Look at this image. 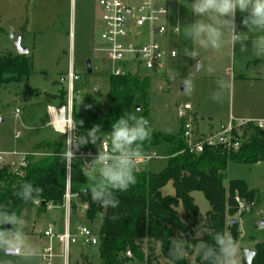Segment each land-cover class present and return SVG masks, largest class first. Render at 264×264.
<instances>
[{"label":"rangeland","instance_id":"1","mask_svg":"<svg viewBox=\"0 0 264 264\" xmlns=\"http://www.w3.org/2000/svg\"><path fill=\"white\" fill-rule=\"evenodd\" d=\"M158 2L169 7L173 4L167 17L170 25L179 24L183 27L195 19L183 5L188 0ZM242 19V14L237 12L235 17L237 32L247 31L241 22ZM102 31L98 0H0V55L19 54L11 36L22 34V45L29 50L25 55L29 57L32 68L28 84L16 81L0 82V152L16 151L40 157L53 151L47 145L40 146L41 143L65 142L67 136L49 125L47 106L61 104L60 99L68 89V72L71 66L81 76V79L75 81L74 98L78 102V109H82L84 100L90 99L93 101V108L106 110L110 76L115 64L103 52L95 50L103 43ZM169 40L179 56L173 64L167 65L164 72L135 70L139 76H147L151 83L147 105L137 106L134 111L136 115L149 119L153 130L180 133L183 125L180 109L185 104L192 107L189 114L193 116L195 127L198 129L197 135L213 139H218L231 122L264 120V59L254 57L250 50L247 53H240V45L237 44L235 58L229 47L219 51L201 50L202 66L195 70L193 65L200 58L193 60L183 55V49L192 48L193 45L185 39L182 29L170 35ZM88 61L91 62V74H86ZM209 66L214 69L213 72L207 71ZM169 70H176L179 75L171 79ZM189 71L194 72L196 86L191 95L185 94L181 79L187 77ZM85 77L89 81L88 87L84 83ZM221 77L230 80L233 86L226 91L223 101L217 103L209 98V93L216 87L215 81ZM137 109L140 111H136ZM18 132L21 135L16 137ZM101 132L107 133L104 128H101ZM95 147H99V142ZM144 152L145 161L139 164L137 171L160 173L167 167L169 152L165 146L159 148L146 146ZM152 153L155 155L147 159ZM86 172L84 171V175ZM71 179L75 185L82 183V176L77 169L73 170ZM234 179L244 180L249 189L258 190L260 194L259 201L251 202L237 194L236 197L240 198L245 209H241L236 199L238 211L227 218L229 226L231 219L239 221L237 261L238 264H247L244 250L246 248L255 250L256 245L264 241V161L240 163L230 160L224 180L225 186L228 187ZM163 191L169 195L176 193L172 182H168ZM192 195L201 212L206 214L211 208L207 198L200 191H194ZM83 205L79 198L73 201V206H76V212L72 215L73 222L78 220L84 223L87 219ZM20 213L27 221L25 231L29 241L40 250L37 264H45L41 253L47 241L34 242L32 235L40 237V233L50 225H53L56 233H62L67 210L63 206L55 205L43 211L38 206L26 205ZM201 227L203 235L205 228L202 224L198 226L196 232ZM99 228V220L90 225V229L96 235H99ZM55 246L59 248L57 241ZM145 251L157 264H172L162 256L159 247L152 250L147 245ZM98 252L99 246L88 247L80 240L79 244L71 247V262L100 264ZM186 256L191 264H198L197 254ZM0 260L19 264V258L5 257L2 253ZM130 264L144 263L134 260Z\"/></svg>","mask_w":264,"mask_h":264},{"label":"trees","instance_id":"2","mask_svg":"<svg viewBox=\"0 0 264 264\" xmlns=\"http://www.w3.org/2000/svg\"><path fill=\"white\" fill-rule=\"evenodd\" d=\"M31 73V61L27 55H0V82L28 84ZM150 83L147 76L141 77L134 73L111 75L106 110L93 108V101L88 99L83 101L80 110L74 98L73 119L77 123L83 121L76 129V134H85L96 124L110 132L111 124L119 116L134 112L137 106L147 105ZM64 95L60 99L61 104L66 100L67 91ZM183 133L182 128L177 134L153 130L151 141L145 142L144 147L168 148V165L160 173L137 171L136 185L126 192L116 193L120 200L116 209L101 207L91 199L82 166L79 161L73 163L72 173L77 169L82 176V183L75 185L71 179V191L78 193L80 201L87 205V218L93 223L99 220L100 264H130L134 260L157 264L155 259L146 255L147 245L152 250L159 247L162 256L172 264H191L187 256L182 260H174L168 255L170 238L173 237L184 238L187 255L197 254V263L207 264L193 247L200 239L212 243L216 232H229L238 240L237 225L229 226L227 223L228 216L238 211L236 195L251 202L259 201L260 194L258 190L249 189L248 184L241 179L231 180L226 187V170L230 160L240 163L264 161V131L254 122L241 124L232 130L233 139L241 142L238 149L228 148L226 143L220 142L215 146L206 145L200 154L190 151ZM43 145L53 151L40 157L29 154V165L22 174L0 169V204L18 213L26 205H35L32 202L24 203L16 195L24 182L43 188L38 206L40 210L45 211L48 203L58 206L63 204L68 177L67 166L60 153L65 144L63 141H54L40 144ZM88 149L96 147L89 143L79 148ZM170 181L176 193L164 195L162 188ZM194 191L202 192L207 198L211 208L206 214L196 204L192 195ZM113 215L119 218L113 220ZM200 224L205 230L198 239L195 232ZM255 250L252 264H264V241L258 243ZM128 251L132 253L131 257L127 256Z\"/></svg>","mask_w":264,"mask_h":264},{"label":"clouds","instance_id":"3","mask_svg":"<svg viewBox=\"0 0 264 264\" xmlns=\"http://www.w3.org/2000/svg\"><path fill=\"white\" fill-rule=\"evenodd\" d=\"M195 19L181 27L186 40L193 45L185 47L183 55L199 61L193 69L202 66L201 50L219 51L225 47L232 50L235 58V47L240 45V53L251 51V55L264 59V0H188L183 4ZM161 12H165L163 7ZM237 12L243 16L242 24L246 32H237L235 17ZM250 42V46H249ZM207 71L213 72L209 66ZM169 78L175 79L179 73L169 70ZM184 92L191 95L195 91L194 72L189 71L187 77L181 78ZM216 87L209 93L213 102H222L227 90L232 88V82L224 78L215 81ZM90 107V106H89ZM136 111H140L137 109ZM83 121L68 125L63 134L67 133L64 150L60 153L62 161L70 167L75 159V151L81 146L97 144L99 151L91 162L83 167L87 169V191L91 199L101 207L116 209L120 205L117 192H126L137 183L136 172L140 162L146 157L145 142H150L153 129L149 119L128 112L111 124L110 132H101L99 124L92 126L85 134H76V129ZM102 145V147H101ZM43 188L24 182L16 195L24 203H35L42 196ZM119 217L113 215L112 219ZM27 221L23 214L0 204V253L5 257L19 258V264H37L40 250L29 241L26 235ZM202 227L196 232V237H202ZM202 261L207 264H238V242L229 232H216L213 242L200 239L193 245ZM168 255L174 260H182L187 255L185 240L170 238ZM0 264H11L0 260Z\"/></svg>","mask_w":264,"mask_h":264},{"label":"built area","instance_id":"4","mask_svg":"<svg viewBox=\"0 0 264 264\" xmlns=\"http://www.w3.org/2000/svg\"><path fill=\"white\" fill-rule=\"evenodd\" d=\"M101 9V21L103 31L101 40L103 43L96 47V51L103 52L107 58L115 64L112 75H122L126 73H134L137 69H146L162 73L167 69L169 63L173 64L179 56L178 51L170 43V35L177 33L178 26L170 25L167 17L169 15V6L162 5L158 0H98ZM166 9L161 12V8ZM123 66H121V65ZM81 79V76L75 72L73 66L68 72V89L64 103L47 106L49 115V125L55 131L63 134L65 128L74 122V93L75 81ZM190 104H185L180 109V116L183 122L182 131L190 151L200 154L204 151V147L215 146L218 143H226L228 148L238 149L239 140H234L232 130L241 124L254 122L256 126L264 131V120L254 121L245 120L237 123L231 122L224 128L218 139L212 137L199 136L196 133L194 119L189 114L191 110ZM19 110H17V115ZM21 135L20 132L16 137ZM67 136V133H65ZM223 140L221 141V138ZM102 147V145H101ZM75 159L67 167V186L64 195V202L61 206L67 210L64 231L56 233L51 225L44 231L43 235L47 239L41 257L45 264H72L71 247L79 244L82 240L83 244L91 246H99V235H96L90 229L92 222L87 218L84 223L75 220L73 223L72 215L73 201L79 198L78 193L71 191L72 166L75 161H79L83 171H87L83 166L91 162L92 157L97 155L99 147L96 149L76 150ZM29 154L18 153L16 151L0 152V169H8L17 175L23 173V170L29 165ZM152 153L147 159L153 157ZM145 160L143 159L142 162ZM240 203L241 209H245L244 204L240 202V198L236 197ZM40 200L35 202V206H39ZM55 206L48 203L47 209ZM85 212L87 205H83ZM76 208V207H75ZM55 241L59 244L57 249ZM127 256L131 257L132 253L128 251Z\"/></svg>","mask_w":264,"mask_h":264},{"label":"water","instance_id":"5","mask_svg":"<svg viewBox=\"0 0 264 264\" xmlns=\"http://www.w3.org/2000/svg\"><path fill=\"white\" fill-rule=\"evenodd\" d=\"M11 37L14 40V43H15L17 49H18L19 54H28V52H29L28 48H26V47H24L22 45V35H12ZM87 64H88L87 65L88 69L86 71V74H91L92 73L91 62L88 61ZM84 80H85L84 81L85 86L88 87L89 86L88 78L85 77ZM89 101H90V99H89ZM222 140H223V137L221 138V141ZM75 210L76 209L73 208V211H75ZM238 222L239 221L237 219H235V218L230 220V224L233 225V226L238 225ZM187 237H188V235H187ZM244 253H245V259H246L247 264H252L253 258H254L255 254H256V250L251 249V248H246L244 250Z\"/></svg>","mask_w":264,"mask_h":264},{"label":"crops","instance_id":"6","mask_svg":"<svg viewBox=\"0 0 264 264\" xmlns=\"http://www.w3.org/2000/svg\"><path fill=\"white\" fill-rule=\"evenodd\" d=\"M170 6L171 7H173V4H170ZM20 35H22V34H20ZM22 39H23V37H22ZM181 114V113H180ZM48 123H49V121H48ZM196 125V124H195ZM196 131H198V129L196 128ZM170 182H172V181H170ZM173 183V182H172ZM163 189H164V187L162 188V192H163V194L164 195H169V194H165V192L163 191ZM75 208V207H74ZM76 209V208H75ZM73 223H75V220H74V222ZM92 224H93V222H92ZM46 230V229H45ZM44 230V231H45ZM43 233L44 232H41L40 233V237H37L36 235L35 236H33L32 235V240L34 241V242H40V243H43L44 241H47V239H46V237H44V235H43ZM44 237V238H43Z\"/></svg>","mask_w":264,"mask_h":264}]
</instances>
